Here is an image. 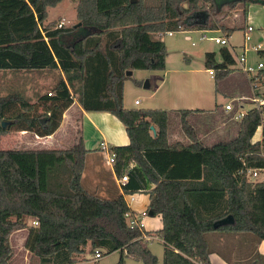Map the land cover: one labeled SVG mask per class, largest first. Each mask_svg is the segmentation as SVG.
Returning <instances> with one entry per match:
<instances>
[{"label":"trees","instance_id":"trees-1","mask_svg":"<svg viewBox=\"0 0 264 264\" xmlns=\"http://www.w3.org/2000/svg\"><path fill=\"white\" fill-rule=\"evenodd\" d=\"M74 1L78 22L57 27L56 21H45L48 8L61 0H0V70L60 72L36 102L19 92L0 95V137L10 130L51 135L74 100L86 112L112 114L129 139L126 145L111 146L113 171L120 176L128 162L135 163L123 192L142 191L151 182L147 210L160 217L162 226L152 233L130 227L125 217L130 208L121 193L101 198L84 188L88 150L79 130L68 148L0 147V264H8L13 255L10 234L22 228L27 229L24 246L40 264L79 263L87 244L91 252L119 251L115 264H124L125 257L158 264L142 234L162 241V264H211L209 232L264 241V179L247 177L248 169L264 171V128L261 141L252 139L260 122L257 109L240 118L234 138L207 146L187 119L202 109L174 112L189 139L184 143L168 141L172 111L123 105L127 70L165 68L167 52L159 33L221 28L226 36L232 34L235 26L211 18L217 14V0ZM253 2L262 1L222 0L220 5H239L245 21ZM226 46L219 49L220 62L214 52L205 53L216 80L234 63ZM257 75L264 76V69ZM2 120L11 121L8 128L1 126ZM227 215L233 224L214 227ZM29 219L38 225H29ZM218 254L232 264L223 252Z\"/></svg>","mask_w":264,"mask_h":264},{"label":"rangeland","instance_id":"rangeland-1","mask_svg":"<svg viewBox=\"0 0 264 264\" xmlns=\"http://www.w3.org/2000/svg\"><path fill=\"white\" fill-rule=\"evenodd\" d=\"M228 10V9H227ZM230 15L237 13V9H229ZM225 14L228 12L223 11ZM64 15L67 25H75V2L74 0H61L56 6L49 7L47 10V19L58 21V16ZM55 19V20H54ZM238 26L243 23L238 21ZM254 27L251 33V39L246 41V59L250 65L256 66L257 62H262L264 65V55L257 53L252 47L257 44L264 45V36L260 33L264 30V27ZM205 32L206 38L198 40L201 33ZM215 35L209 33V31L197 30V31H175L173 35L169 36L164 34L162 41L166 47V65L163 70H133L123 82V105L127 108L134 106V100L140 102L139 105H135L137 108L147 107H161L168 106L171 102L178 104L180 109L183 108H199L203 109V115H193L191 119V125L193 126L197 137H201L205 143H213L218 140H225L228 136L223 134L222 130L217 128L216 132H210L214 124L217 126L220 122H226L230 119V116L223 114V107L226 102L225 95L217 94L215 85L217 80L215 76L208 74L209 66L205 64V53L215 52V60H220L219 48L221 45L214 43L213 37ZM231 43L235 45L231 52L238 56L242 52V48L239 46L242 41V29H235L231 34ZM191 42H195V45H191ZM188 57V58H186ZM44 77L45 84L37 82V78ZM60 78L59 70H44L42 71H10L0 70V95H6L13 92H19L24 97L28 98L31 103L38 101V96L41 93H47ZM148 83V87H144V84ZM218 88L221 85L218 84ZM258 91L264 90V87H259ZM166 100V104L164 101ZM250 103L244 105V109L249 108ZM222 107V108H221ZM205 109V110H204ZM41 110V109H39ZM74 111V110H71ZM75 113V111H74ZM212 113V114H210ZM67 121V116H66ZM170 119L171 133L174 135L183 136L181 128L177 126L175 118L171 114ZM216 120V121H215ZM219 121V122H218ZM74 123V121H73ZM68 125L64 130L63 135L65 137H71L76 135L78 131V125L76 122L74 125ZM11 124V122H10ZM9 124V125H10ZM176 124V125H175ZM14 131L10 130L9 132ZM16 132V131H15ZM212 134H214L212 136ZM28 135H33L28 134ZM95 138V136H93ZM182 139H186L184 136ZM199 139V138H198ZM99 140V139H98ZM18 138L17 146L20 147H38L40 144L37 142ZM16 144V142H14ZM65 143V141H64ZM13 144V145H15ZM94 144V143H93ZM4 145V146H3ZM6 140L3 138L2 146L5 147ZM67 148L70 145H64ZM93 146V145H91ZM65 147V148H66ZM94 150V148H92ZM101 155L96 156L94 164L85 163V169L82 177V184L85 189L95 193L101 198L113 197V192H120L111 171L107 170L109 166L104 162ZM92 163V162H91ZM264 178V171H258L257 180ZM214 234L209 232L206 234L208 237ZM217 235H221L218 233ZM228 244L224 241L220 246H215L209 243L213 250L219 249L225 253L230 252V245L236 246V242H233V237L229 234ZM241 246V245H240ZM147 247L157 257L158 264L163 263V250L164 246L160 239H152L148 242ZM250 251L252 248L250 245H244L242 250ZM102 257L98 259L95 264H115L120 256L119 251H113L107 253L101 248ZM239 254V253H238ZM240 255V254H239ZM83 257L80 262H84L86 259L92 258V252L89 248H86L85 253L79 255ZM254 261V260H253ZM79 262V263H80ZM90 264V263H89ZM124 264H144L141 261L133 260L132 258L125 257ZM234 264H252V261H236Z\"/></svg>","mask_w":264,"mask_h":264},{"label":"crops","instance_id":"crops-1","mask_svg":"<svg viewBox=\"0 0 264 264\" xmlns=\"http://www.w3.org/2000/svg\"><path fill=\"white\" fill-rule=\"evenodd\" d=\"M261 3L259 2H253L250 3L247 7V13H246V19L245 21L242 20V15H241V7L237 5L234 9H237V13L235 12L233 15H230L229 9L223 5H220L222 3V0H217L218 3V8H217V14L212 16V19H219L220 23H222L225 27H232L235 26L236 29H239L240 26H238V21L242 22L243 24L241 25L242 28V41L240 43V47L243 48L246 43L244 42V33H245V28L246 25H251L252 27H264V0ZM75 2V1H74ZM76 6V3H75ZM223 11L228 12V14H225ZM76 15V11H75ZM208 18V17H207ZM58 21L61 19H64L65 25L66 24V18L64 15L58 16ZM55 20V19H54ZM52 21L46 19L45 23ZM57 21V22H58ZM77 18L75 21V24L77 23ZM254 30V27H253ZM252 30V32H253ZM192 32L197 31V30H190ZM203 31H209V33L214 34V37L217 36H222L225 35L224 31L219 29H214V30H203ZM251 32V33H252ZM174 33V32H173ZM205 33V32H204ZM233 33V32H232ZM262 36H264V30L260 32ZM173 35V34H172ZM157 36H155L156 38ZM228 37V45L226 46L230 52L233 49L235 45L231 43L230 38L231 34ZM261 45V44H260ZM232 48V49H230ZM220 49V48H219ZM259 54L264 55V45H261V49L256 51ZM232 57L234 59V63L231 65H228L227 71H225V74L223 75L222 78L217 80V83L215 85L216 92L217 94H223L225 95L226 103L228 102H233L235 106L239 104L241 107V110L244 112H247L251 108H253L254 104L252 103V97L255 95H258L262 91H258L257 89L259 87H264V76L259 77L258 72L256 75H246L243 72H241L237 68L236 64V58L237 56L231 52ZM214 57H215V52H214ZM188 58V57H186ZM216 61V60H215ZM221 61V58L218 62ZM260 62V61H259ZM258 63V62H257ZM166 65V64H165ZM264 69V65L261 69L258 71L260 72L261 70ZM44 71V70H40ZM133 71V70H131ZM209 74V73H208ZM210 75V74H209ZM216 75V72H214V76ZM211 76V75H210ZM37 82H41V84H45L44 77L42 78H37ZM218 84L221 85V88H218ZM43 94V93H41ZM135 101V100H134ZM250 103L251 106L247 110L244 109V105L246 103ZM134 103V106L130 108H137L135 105H139ZM164 104H166V100L164 101ZM224 104V106H225ZM128 108V107H127ZM147 108H155V107H147ZM156 108H162V109H167L172 111V116L173 119L175 118V122H177V126L180 127V122H179V116L174 113L176 110L180 109L178 107V104L175 103H170L168 106H161V107H156ZM222 108V107H221ZM223 114L229 115L230 119L226 122H220L219 125L217 126L214 124L213 128L211 129L210 132H216L217 134L219 131H217V128L220 127L219 130L223 131V134H227V138L225 140H230L234 138L238 132V126H239V120L240 119H235L232 117V113L228 112L225 107H223ZM186 109V108H183ZM187 109H195V108H187ZM199 109V108H198ZM74 110V111H71ZM205 110V109H204ZM203 111V109H202ZM200 111V112H202ZM196 114H205L203 113H197V112H192L188 115L187 119L189 123H191V117ZM212 114V113H210ZM66 116H67V121H66ZM78 125V130L80 131L83 140H84V146L88 150V153L86 155V162L90 163L91 165L95 164L94 160L98 155H101L99 152V145L101 142H107L110 146L114 145H126L129 142L128 136L125 132L124 126L122 123L112 114L108 112H100V111H91V112H86L84 111L79 103L74 100V102L65 110V112L62 115V120L55 132H53L51 135L40 137L37 135H28L31 134L27 131H11L7 132L5 135H2L0 137V145L2 146V140L5 138L6 140V145L5 147H1L2 149H20V148H30V149H61L65 148L66 146L64 145H72L75 142L76 137L78 136V131H76V135H71V137H65L63 135L64 130L68 125H72V123ZM216 121V120H215ZM219 122V121H218ZM73 123V125H74ZM171 124L172 120L169 119V128H168V141L173 142V141H182L184 143H188L189 139L183 135L186 139H182L181 133L180 135H174L171 133ZM176 125V124H175ZM181 128V127H180ZM182 132V130H181ZM183 133V132H182ZM214 134H212L213 136ZM95 136V138H93ZM23 138L27 139L33 142H37V144H40L38 147H20L17 146V141L18 138ZM199 140L207 146H210L211 144L217 142L214 141L213 143H205L201 137H198ZM99 139V140H98ZM253 141L259 140L260 139V134L255 132L253 136ZM65 141V143H64ZM221 141V140H218ZM16 142V144L14 143ZM32 142V143H33ZM94 143V144H93ZM15 144V145H13ZM36 144V143H33ZM93 145V146H91ZM4 146V145H3ZM67 148V147H66ZM94 148V150H92ZM102 157V156H101ZM92 162V163H91ZM107 170L111 171V175L113 176V179L115 180V173L113 171V168L109 166ZM83 177V176H82ZM204 181L207 180L208 178H203ZM264 179V178H262ZM209 180V179H208ZM210 181L206 184V186H209ZM153 187V184L149 181L146 182V188L142 191L135 192V200L131 203V207L133 210L136 212H140L144 209H147L148 202H149V196L148 192L151 188ZM120 194L118 191L113 192V196ZM144 222V229L145 231H150L151 233L154 232L155 230H158L162 226V222L159 216H146L143 218ZM28 224H31V219L28 220ZM218 233L211 234L208 237V243H212L215 246H220L223 244L222 240L228 244V239L226 238V234H221L217 235ZM151 238L148 240H144V243L146 246L148 245V242H150L152 239H157L155 236L150 235ZM233 239V244L236 242V246H231L230 252L225 253L223 252L228 259L231 260V263L234 264L236 261H247L250 260L251 258H254V261H252V264H264V241H257L254 240L252 237H248V235H240V234H235L231 235ZM27 237V229L22 228L19 230H16L10 234L9 237V243L13 249V255L11 256L8 264H40L37 256L34 254L30 253L24 246L25 240ZM229 237V236H228ZM161 241V240H160ZM241 245V246H240ZM244 245H250L251 250L246 251L245 249L242 250V247ZM89 248V245L87 244L85 247ZM150 250V249H149ZM219 250L215 249L213 250L212 253L209 255V260L211 264H229L226 262L218 253H221ZM240 255H239V254Z\"/></svg>","mask_w":264,"mask_h":264},{"label":"built area","instance_id":"built-area-1","mask_svg":"<svg viewBox=\"0 0 264 264\" xmlns=\"http://www.w3.org/2000/svg\"><path fill=\"white\" fill-rule=\"evenodd\" d=\"M63 25H65V21H64V19H61L60 21L57 22L56 26L61 27ZM252 30H253V27L251 25H246V29H245V33H244V42L249 41L251 39ZM164 34L171 36L173 34V31H167L166 33H159L158 37L162 39V36ZM204 38H206V34L203 32L199 35L198 40H202ZM212 39H213L214 43L219 44L221 46L228 45V43H229L228 37L226 35L213 37ZM191 45H195V42H191ZM252 48L255 51H258L261 49V45L257 44ZM246 50H247L246 45H244L242 48V52L236 58L237 68L246 75H256L258 70L263 67V63L258 62L256 64V66L250 65L246 59ZM207 71L211 76L214 75V69L213 68H209ZM48 94H50V93H48ZM134 103L138 104L139 101L135 100ZM252 103L254 104L253 108L257 109L260 113V122L256 128V133L258 132L260 134L259 140L261 141L262 129L264 128V92L252 97ZM224 107L228 112L232 113V117H234L235 119H240L246 113V112L241 110V108H240L241 106L239 104H237V106H235L233 104V102L226 103ZM99 152L102 154L104 162L108 166L113 168V164L115 162L116 154L112 150L111 146L105 141L101 142L99 145ZM134 166H135V163L133 161L128 162V164H126L124 167L123 173L120 176H115V182H116L117 186L119 187L121 194L123 195L128 207L130 208V211L125 213V217L128 220V224L130 225V227L135 226V227H138L139 229H144L143 218L149 215L148 210L144 209L140 212H136L135 210H133V208L131 207V203L135 200L134 193H124L123 192V187L127 184L128 180H129V171ZM258 171H262V170L257 169V168L248 169L247 170V177L252 181L257 180ZM31 224L33 226H37L38 222L33 219V220H31ZM150 238H151L150 235L142 234L143 241L148 240ZM101 257H102L101 248H95L92 251V258L86 259L84 262H80V263H76V264H89V263L95 264L98 261V259Z\"/></svg>","mask_w":264,"mask_h":264},{"label":"water","instance_id":"water-1","mask_svg":"<svg viewBox=\"0 0 264 264\" xmlns=\"http://www.w3.org/2000/svg\"><path fill=\"white\" fill-rule=\"evenodd\" d=\"M130 74H131V70H127L125 72V75H130ZM148 86H149L148 83H145L144 84V87H148ZM10 122L11 121H8V120H2L1 121V126L3 128H8ZM150 129L153 132V134H155V129H154V126L153 125L150 126ZM148 214L150 216H152V212L150 210L148 211ZM233 223H234L233 217L231 215H227V216H225V217H223V218L215 221L214 222V227H218V226H222V225H227V224H233Z\"/></svg>","mask_w":264,"mask_h":264}]
</instances>
